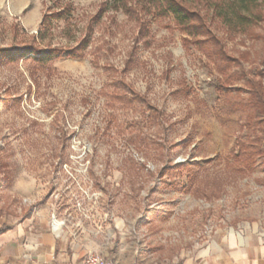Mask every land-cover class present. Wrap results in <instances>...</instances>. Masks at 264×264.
Segmentation results:
<instances>
[{
    "label": "rangeland",
    "instance_id": "1",
    "mask_svg": "<svg viewBox=\"0 0 264 264\" xmlns=\"http://www.w3.org/2000/svg\"><path fill=\"white\" fill-rule=\"evenodd\" d=\"M185 1L240 65L222 73L171 16L114 0L0 4V227L40 207L67 225L123 217L141 247L168 256L264 234V154L253 166L236 157L248 129L233 105L250 88L234 72L258 69L264 83V2L247 30L218 15L233 17L231 0ZM25 47L63 55L3 54Z\"/></svg>",
    "mask_w": 264,
    "mask_h": 264
},
{
    "label": "crops",
    "instance_id": "2",
    "mask_svg": "<svg viewBox=\"0 0 264 264\" xmlns=\"http://www.w3.org/2000/svg\"><path fill=\"white\" fill-rule=\"evenodd\" d=\"M0 4L16 14L29 2L0 0ZM75 225L54 229L48 208H38L0 233V264H84L89 252L118 264H264V234L256 230L239 231L232 238L221 233L199 250H175L168 256L154 244L141 247L126 218Z\"/></svg>",
    "mask_w": 264,
    "mask_h": 264
},
{
    "label": "trees",
    "instance_id": "3",
    "mask_svg": "<svg viewBox=\"0 0 264 264\" xmlns=\"http://www.w3.org/2000/svg\"><path fill=\"white\" fill-rule=\"evenodd\" d=\"M129 0H114L118 4V8L129 12L138 13L140 10L158 13L163 16H171L177 25L188 35H192L197 38V43L200 44L206 50L207 54L214 60L217 68L222 73H227L232 67L241 64L240 59L229 54L223 49L220 40L208 29L202 14L198 9H193L184 3L185 0H134V4L140 5L132 9L128 8ZM229 9L233 11V19L224 14L222 9L218 12L219 16H222L225 23L234 27L246 28L249 30L250 25L260 23L263 19L262 14H256L251 12L250 5L257 7L259 2L264 0H231ZM186 2V1H185ZM244 7H247L249 11H244ZM242 8V9H241ZM132 12V13H133ZM262 13V12H261ZM138 20H141L138 18ZM45 22V19H44ZM43 22V24H44ZM264 38V36H262ZM208 44L211 47L208 48ZM71 53V52H70ZM6 58L12 59L14 57H25L33 54V59L41 63L52 62L60 59L63 52L55 48L37 49L32 48H18L16 50H5L3 53ZM70 56L77 57L72 53ZM264 65V58L262 60ZM234 74L240 77L247 76L249 88V96L246 99L239 98L233 102L234 108L243 110L246 114L245 127L248 132L244 136H240L236 141L238 152L235 154L237 158L241 160L243 158L248 165L253 166L257 161V156L264 154V83L260 80L262 72L258 69L255 70L254 75H250L246 72L241 74L234 72ZM219 90L227 91L232 94V90L227 87L219 85ZM183 167L184 165H177ZM11 227L4 225L0 227V233L7 231Z\"/></svg>",
    "mask_w": 264,
    "mask_h": 264
},
{
    "label": "built area",
    "instance_id": "4",
    "mask_svg": "<svg viewBox=\"0 0 264 264\" xmlns=\"http://www.w3.org/2000/svg\"><path fill=\"white\" fill-rule=\"evenodd\" d=\"M67 224V219L65 216L58 217L55 213L52 215L51 218V225L54 229H58L62 226ZM84 264H118L115 261L108 259L107 257L103 256L98 252H89L85 263ZM134 264H141V263H134Z\"/></svg>",
    "mask_w": 264,
    "mask_h": 264
}]
</instances>
